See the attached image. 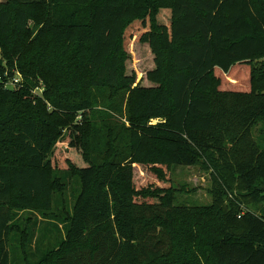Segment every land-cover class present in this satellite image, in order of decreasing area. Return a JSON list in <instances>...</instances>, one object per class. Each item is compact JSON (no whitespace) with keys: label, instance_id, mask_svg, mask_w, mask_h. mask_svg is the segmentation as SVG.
<instances>
[{"label":"trees","instance_id":"16d2710c","mask_svg":"<svg viewBox=\"0 0 264 264\" xmlns=\"http://www.w3.org/2000/svg\"><path fill=\"white\" fill-rule=\"evenodd\" d=\"M139 29L151 85L127 74ZM261 57L264 0L0 1V72L24 83L0 82V264H264ZM38 80L52 114L26 97ZM126 94L129 125L98 116ZM77 113L82 163L56 169ZM136 165L154 173L143 187ZM175 165L208 173L210 204H174ZM31 208L41 227L20 220Z\"/></svg>","mask_w":264,"mask_h":264},{"label":"rangeland","instance_id":"374dc122","mask_svg":"<svg viewBox=\"0 0 264 264\" xmlns=\"http://www.w3.org/2000/svg\"><path fill=\"white\" fill-rule=\"evenodd\" d=\"M4 1V0H0ZM140 31L135 30V36L131 42V45L128 47L129 58L127 60V74L136 75V82H140L143 85H151V82L147 78V74L154 68V54L152 52L151 46L149 42H143L140 40ZM254 63L256 64V89L264 88V57L257 58ZM32 80V78L30 77ZM45 83L42 80H38L37 85L35 87H29L26 97L34 104H38L39 102H43L47 105L48 113L52 114L54 108H52L50 102L47 100V86L45 87ZM24 87V83L20 86H16L14 89H21ZM114 93L113 89L107 88L104 91V100H111V94ZM128 98V94H126L125 99L121 102V108L124 111V114L121 115L119 112L113 110H107L103 107L100 108L103 113H99L98 116L104 115V112L108 111L115 118L121 121H125L128 125L126 117V101ZM99 108V107H98ZM104 109V110H103ZM106 110V111H105ZM61 119L62 117L59 116ZM84 116L82 113H77L71 117L69 125L61 128V133L57 135V142L55 145V154L53 157V167L56 169L68 168L70 165H77L82 163V148L81 146L86 145L88 142V131L84 128L83 122ZM157 120H154L153 123H157ZM260 125L259 127H261ZM259 127L257 128V132L260 133ZM256 132V133H257ZM105 143L103 141L102 136L96 138V148H100L104 146ZM96 155L100 153L98 150L95 151ZM144 170V174L141 173V169L139 166H135V182L136 185H140L143 187V184L149 181V179L154 178L153 174L142 167ZM172 175V185H173V194H174V204L181 207H190L195 208L199 206H204L210 204L212 201L211 195L209 193L210 181L208 178V173L201 170L199 167L195 166H183V165H175L171 168ZM20 220L22 222H26L27 226H31L34 221L39 222V227L42 226L41 221L44 220L42 218L41 212L38 208H31L26 211H21ZM27 232V230H24ZM23 232V233H24ZM64 235V234H63ZM47 241L50 238L46 239ZM36 238L32 242H30V248L35 250ZM37 248V247H36Z\"/></svg>","mask_w":264,"mask_h":264},{"label":"built area","instance_id":"2783aa9c","mask_svg":"<svg viewBox=\"0 0 264 264\" xmlns=\"http://www.w3.org/2000/svg\"><path fill=\"white\" fill-rule=\"evenodd\" d=\"M0 82L5 88H14L22 84L23 77L18 70L13 69L12 72H10L9 69H6L5 72H0Z\"/></svg>","mask_w":264,"mask_h":264}]
</instances>
